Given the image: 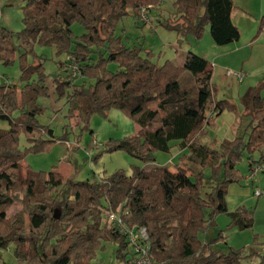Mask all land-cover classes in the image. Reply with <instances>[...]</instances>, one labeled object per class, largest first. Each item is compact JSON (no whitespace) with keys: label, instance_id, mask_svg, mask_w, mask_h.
<instances>
[{"label":"trees","instance_id":"1","mask_svg":"<svg viewBox=\"0 0 264 264\" xmlns=\"http://www.w3.org/2000/svg\"><path fill=\"white\" fill-rule=\"evenodd\" d=\"M159 1L27 0L18 32L24 48L19 54L23 84L0 85V120L8 123L0 128V249L12 245L20 264H93L107 243L115 246L116 264H131L135 257L125 235L103 223L106 209L117 211L128 227L145 228L154 264H244L241 249H213L227 237L225 232L209 241L204 236L216 216L227 213V189L242 181L237 165L243 157L248 167L264 159V81L240 96L249 119L244 133L220 142L209 140L210 118L233 106L225 99L214 100L207 60L188 52L181 64L171 59L159 64L151 50L130 43L124 29L116 32L121 19L136 18L141 7L152 8ZM173 8L159 23L176 32L179 46L188 36L200 39L206 25L219 46L240 38L232 21L233 0H173ZM73 24L86 32L75 35ZM262 31L264 12L257 34ZM10 37L8 29L0 28V60L5 63V53L15 50ZM35 45L54 48L56 56H72L79 65L81 80L61 71L63 59L57 61L59 72L52 77L57 99H65V116L87 125L96 113H125L138 125L137 133L108 140L103 151L124 150L142 166L133 165L131 174L119 169L78 181L56 169L33 171L28 165L22 173L26 155L41 153L58 140L38 119L45 108L37 100L49 96V74L44 59L33 52ZM28 53L33 56L30 62ZM185 71L190 73V86L180 80ZM21 137L27 146H20ZM172 149L181 153L172 167L155 162V152ZM256 151L260 155L253 159ZM17 200L21 211L8 214ZM228 214V228L242 231L253 225L252 209L242 206ZM261 259L263 264L264 253Z\"/></svg>","mask_w":264,"mask_h":264},{"label":"rangeland","instance_id":"2","mask_svg":"<svg viewBox=\"0 0 264 264\" xmlns=\"http://www.w3.org/2000/svg\"><path fill=\"white\" fill-rule=\"evenodd\" d=\"M26 2L27 0H0V28L8 29L11 32L9 42L15 47L14 51L5 53L9 62L5 63L4 59L0 60V85L9 84L19 88L23 84L19 79V54L23 52L24 48L18 32L22 29L21 19L24 15ZM233 4L235 7L233 12L237 13L233 17L234 24L240 32V38L226 46H219L214 43L207 25L204 26V32L200 39L188 36L186 43L179 46L176 42V32L166 29L159 23H163L169 17V13L173 12V0H160L157 5L148 9L144 20L140 16L133 18L129 15L121 19L116 25L117 33L121 32L120 29H124L130 43L142 45L146 50H151L154 54L153 60H158L159 64H162L166 59L181 64L188 52L207 60L209 67L213 70L211 85L214 88V100L225 99L233 106V110L226 109L219 116L210 118L209 124L206 126L208 139L217 142L233 138L236 132L240 135L244 133L249 119L243 114L240 96L248 87L264 81V31L257 34L259 18L264 12V0H233ZM71 29L75 35L86 32L78 24H73ZM249 41L253 43H249ZM236 50L239 51L235 53ZM33 52L44 59L45 71L49 74L46 79L49 96L39 97L37 100L38 104L45 108L44 114L38 119L40 123L51 128L53 136L58 140L50 144L41 153L26 155L21 162L22 173H24V166L26 165L33 171L47 172L56 169L62 172L64 177H71L78 181L99 179L119 169L131 174L133 165L142 166L141 161L131 157L124 150L105 152L102 147L110 139L115 140L135 135L139 129L138 125L117 109H110L105 114H93L87 125H83L76 119H68L65 116L67 110L65 99L58 100L52 88V77L56 72H59L57 61L64 59L65 56L63 54L56 56L54 48L38 45L33 47ZM223 52L224 63L219 59L220 53ZM233 55L236 56V59H229ZM32 58L31 53L26 54L27 62H30ZM226 70L240 72L242 80L239 82L237 77L233 75L226 76ZM180 80L182 85L190 86L192 80L190 73L183 72ZM17 115L18 112L13 114V116ZM7 127L8 123L0 120V128L5 129ZM27 145V142L21 137L20 146ZM180 154L177 149H172L170 153L157 151L155 152V162L172 167L178 162ZM259 155L260 151H256L252 154V158L257 159ZM237 168L242 172L243 179L240 183H231L230 185L235 184L241 188H246L248 184L245 177L249 170L246 156L243 157ZM258 181L259 184L261 183L259 186H262L264 175L260 174ZM228 190L226 195L227 213H220L216 216L214 227H210L205 233V241L215 238L219 231L225 232L227 237L214 244L213 249L222 252H226L229 247L241 249L245 256L244 264H260L262 259L255 252L263 244L257 240L258 236L254 234L253 227L256 211L264 210V191L260 196V204L258 207H254L240 203L239 197L229 193ZM242 206L253 210L252 227L242 231L237 228H228L230 222L228 213ZM21 208V202L17 200L12 204L8 214L19 212ZM24 219L28 226L27 217L24 216ZM105 245L106 250L97 253L93 264H116L112 255L115 246L109 243ZM0 263L20 264L16 260L12 245L6 249H0Z\"/></svg>","mask_w":264,"mask_h":264},{"label":"built area","instance_id":"3","mask_svg":"<svg viewBox=\"0 0 264 264\" xmlns=\"http://www.w3.org/2000/svg\"><path fill=\"white\" fill-rule=\"evenodd\" d=\"M150 6L141 7L139 10V16L142 20L148 12ZM61 71L67 74L74 80H81L83 76L81 74L78 63L74 60L72 56L66 55L61 64ZM226 76H235L238 81L242 80V74L240 72H232L227 70ZM264 175V159L251 163L248 170V175L245 177V181L248 185L251 183H257L258 176ZM264 191V183L261 187H256L253 189V195L259 196ZM103 223L107 227H116L121 233L125 235L129 251L134 255L135 259L131 264H154L148 255L149 246L146 243L147 233L144 227H138L136 225L126 226L122 222L117 211L103 210Z\"/></svg>","mask_w":264,"mask_h":264},{"label":"crops","instance_id":"4","mask_svg":"<svg viewBox=\"0 0 264 264\" xmlns=\"http://www.w3.org/2000/svg\"><path fill=\"white\" fill-rule=\"evenodd\" d=\"M235 14H237V13L236 12H232V21H233V23H235L234 22V18H233ZM249 43H253V42L249 41ZM238 51L239 50H236L235 53H237ZM219 59L224 63V52L220 53V58ZM229 59L234 60V59H236V56L233 55ZM208 67H209V64H208ZM212 77H213V73H212ZM59 173L63 175L62 172H59ZM67 175H69V174H67ZM260 184H259V182L253 183L252 186L247 185L246 188H241V187H239V186H237L235 184H232V185L229 186V188H228L229 190L228 191H229V193H231L233 195H237L239 197V202L240 203H243L246 206L258 207V205L261 202V199H260L261 197L260 196L262 195V193L259 196H255V195H253V189L258 187ZM259 187H261V186H259ZM255 215H256L255 216L256 220H255V224H254V227H253L254 228L253 232H254L255 235L258 236L257 240L258 241L260 240L261 241L260 243H262L263 239H264V210L256 211ZM260 247L261 248L257 250L258 252L256 251L255 253H260V256L258 255V257L261 259V255H263V253H264V246L260 245Z\"/></svg>","mask_w":264,"mask_h":264},{"label":"water","instance_id":"5","mask_svg":"<svg viewBox=\"0 0 264 264\" xmlns=\"http://www.w3.org/2000/svg\"><path fill=\"white\" fill-rule=\"evenodd\" d=\"M59 214H60V211L59 210H56L55 212H54V217L55 218H58L59 217ZM264 264V263H263Z\"/></svg>","mask_w":264,"mask_h":264}]
</instances>
